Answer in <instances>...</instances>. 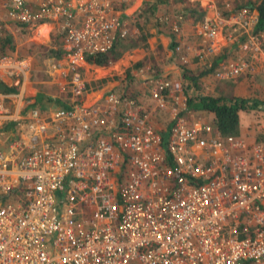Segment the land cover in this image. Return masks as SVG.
<instances>
[{
	"label": "built area",
	"instance_id": "1",
	"mask_svg": "<svg viewBox=\"0 0 264 264\" xmlns=\"http://www.w3.org/2000/svg\"><path fill=\"white\" fill-rule=\"evenodd\" d=\"M130 1L0 0V19L52 20L71 68L65 103L48 117L36 108L25 121L13 117L0 146V264H264V126L248 141L187 119L180 84L160 71L140 79L146 101L123 88L83 100L74 63L125 37ZM182 19L154 16L175 37ZM197 24L203 40L218 33L245 52L220 60L215 78L252 70L257 54L264 74V30L255 29L253 9ZM12 63L16 86L24 69ZM11 94L0 92V117ZM161 110L163 131L152 121Z\"/></svg>",
	"mask_w": 264,
	"mask_h": 264
},
{
	"label": "rangeland",
	"instance_id": "2",
	"mask_svg": "<svg viewBox=\"0 0 264 264\" xmlns=\"http://www.w3.org/2000/svg\"><path fill=\"white\" fill-rule=\"evenodd\" d=\"M132 3L133 0L130 1V5ZM159 4H166L172 9H177L183 3H181V0H172L169 3L160 1ZM233 4L234 3L230 2L229 7ZM166 5L163 6L164 9H167V7L165 8ZM140 6L141 5H139L136 10L134 6H130L127 9L129 12L124 16L127 33L125 37L119 41V47L125 46V48L116 59L109 61L106 65H96L92 62H86L84 59L81 61L77 60V63H74V68L79 72L80 76L87 84L88 92L91 90L93 91L92 98H98L96 97L98 95V90L101 94L102 91L109 87H113V89L117 90L122 89L124 86L132 87L137 84L135 83L138 78L136 77L137 75L151 73L154 70H160V72L171 81L174 79L175 81H172L173 83L181 85L178 69V66H181V64H179L177 60L181 59V55L184 57L186 55V57H188L183 50V48L186 50V45L196 50V58L205 55L201 59L197 58L200 60V64H194L193 61L183 62L186 67L192 69L194 72L209 67L214 63L215 56L223 53V47L226 46V44L221 38L216 36L212 39L211 43L207 40H203L201 35L196 34V30H198V27L195 26L196 21L187 18V24L182 29L180 37L182 41V50L180 49L179 52L174 54V59L171 62V56H168V46L165 39L157 35L152 28L155 13L143 11V8L140 9ZM0 17L3 18V16ZM1 20L3 23L6 21L8 24L4 25ZM4 20L5 19H0L2 24L1 31H6L12 35L14 49L6 55L0 56V58L10 56L9 58L14 59L18 64L20 63L23 69L28 72V82L25 84L28 85V87L25 85V88L23 87L24 92L22 91L20 95L21 104L25 103L27 100H31L32 98L28 95L36 92H42L62 100L66 95V80L68 79L71 68L69 67V58L63 53L61 48V54L57 57L52 56V53L48 51L49 47L54 48L58 45L57 33L55 32L56 28L54 27L55 23L52 22V20H47L43 23L48 25V27L45 28L42 24L35 23L21 26ZM208 45L210 47L209 50L206 49ZM189 54H191V52H189ZM190 56H192V54ZM194 59L195 58L192 57L190 60ZM53 63L54 66H52ZM172 69H176L177 71L174 77L171 76L172 72H175V70L172 71ZM165 72H169L170 74H165ZM50 76L54 79H50ZM230 78L232 79L222 81L215 78L213 73L205 74L202 81H204L209 92H204H211L215 95L234 94L253 99L255 98L257 100L261 99L264 95V76L257 73L254 68L246 74H237ZM60 79L61 81H55ZM3 82L6 84H13L12 82ZM61 85L63 89H60ZM26 111H28V109ZM199 113H205L207 118L210 117L209 113ZM154 114L156 116L153 125L158 127L162 126L163 123L158 120L164 116L163 113L161 114V112L158 111ZM238 114V132L247 137L256 136L259 133V125L262 123L264 124V111L252 107L246 110H240ZM262 126L264 125L260 127Z\"/></svg>",
	"mask_w": 264,
	"mask_h": 264
},
{
	"label": "crops",
	"instance_id": "3",
	"mask_svg": "<svg viewBox=\"0 0 264 264\" xmlns=\"http://www.w3.org/2000/svg\"><path fill=\"white\" fill-rule=\"evenodd\" d=\"M160 1H166V3H169L171 2L172 0H159L156 4H155V9H154V16L157 15V14H161V13H167L165 11H168V12H175L173 10H177L179 12H181L183 14V19L181 21V27H180V34H178L179 36H176V41L177 43L180 44V49L182 50V41H181V33H182V29L186 26L187 24V21L189 19V17H187L186 15V8L183 7L182 5H189L190 2H196L198 3L202 9L204 10V15L205 17H208L209 19H214L215 18V15L218 12L217 8H223L225 10H228V13L234 9H231L228 5H227V2L226 0H181V3H183L179 8L177 9H172L169 7V5H166V4H159ZM177 1V0H175ZM140 6V9L143 8V11H147V9H144L145 6H147V3H146V0H133V3L130 5H127L126 8H125V12L122 14L123 15V18L125 19L124 16H126V13H128L129 11H127V9L130 7V6H134V9H138V7ZM165 6V8L167 7V9H164L163 6ZM133 9V10H134ZM162 9V10H161ZM134 10V11H135ZM163 12H161V11ZM132 11V10H131ZM159 11V12H158ZM253 11L255 12V10L253 9ZM140 12V11H138ZM217 12V13H216ZM256 13V12H255ZM168 14H171V13H168ZM220 14V13H219ZM185 16V17H184ZM188 18V19H187ZM203 18V17H202ZM197 23L198 21L195 20ZM2 22V21H1ZM8 22V21H7ZM3 23V22H2ZM43 23H45V21L43 22H39L37 24H42L44 25ZM154 18H153V25H152V28H153V31L157 34V35H160L162 36L165 41H166V44L168 46V40H169V35H168V30L166 27L161 26L160 29L156 28L155 27V24H154ZM195 24V26L199 27V24ZM4 25L5 24H8L6 23V21L3 23ZM194 26V27H195ZM193 28V27H192ZM199 29V28H198ZM256 29V27H255ZM196 34L200 35L198 33V30H196ZM57 35V39H58V45L56 47H60V43H61V40L60 38L58 37V34ZM218 36L219 38H221L223 40V42L226 44V46L223 47V58H234L236 56H239V55H245V52L240 48V40L239 39H235V40H232V41H226L224 40L218 33H216L210 40L209 42L211 43L212 42V39L214 37ZM178 38H179V41H178ZM60 40V41H59ZM186 50L183 48V50L185 51V53L188 55V57H185L188 58L186 61L187 62H191L193 61L194 64H200V60L198 59H201L203 56L201 57H197L196 58V50L195 49H192L193 47H190L189 45H186ZM179 49V50H180ZM168 50V56L170 57V60L172 62V60L174 59V54L176 53V50H173V49H170V47L167 48ZM202 50V48H201ZM179 52V51H178ZM189 52H191L192 56H190L191 54H189ZM220 55V54H219ZM218 56V55H217ZM215 56V58L217 57ZM261 56L260 54H257V57L256 59L253 60V63H252V69L254 68L256 70L257 73H260L261 75L264 76V74L261 73V69H260V66H261ZM10 56H7V57H2L0 58V80L3 82V81H6L8 83L10 82H13L14 80V77H13V74L11 72V69H10V66L14 63H12V58H9ZM192 57H194L195 59L194 60H190ZM190 58V59H189ZM82 59H80L81 61ZM215 60V59H214ZM217 60V59H216ZM215 60V61H216ZM222 60V59H221ZM185 61V62H186ZM214 61V62H215ZM220 62V60H217L216 61V67L218 66V63ZM3 63V64H2ZM15 68H18V67H15ZM162 70V69H161ZM175 72H172V75L174 77V74H176V69H172V71ZM156 70L152 71L151 73H143V74H139L137 75L136 77L137 78V81L135 83L134 86H124L122 87L126 92L132 94V95H135L137 97H139V99H141L142 101H146V97H147V94L143 92V87L141 85V81L140 79L143 77V75H153L155 73ZM251 70H249V68L241 71L239 74H246L247 72H250ZM27 70H23L22 74H18L17 77L20 78V75H21V81L15 86L14 84H7V85H12V86H15V91H9V93H12L11 96L8 98V101H9V104H6L5 106V109H4V112H8L9 115H6L4 114L3 116L0 117V146H4L7 139H8V132L10 131V127L11 129H13V121L11 120L13 117H20V121H25V118L26 116H23V114L25 113V111L27 109H30V108H36L38 111H39V114L40 115H43L44 117H48L49 116V113L54 109V107L56 106H59V105H62L61 103L60 104H57V103H52L50 102L49 104L50 105H47L45 106L44 108H41V107H38V106H34V105H30L31 102L33 101V95L35 93H32V94H29L28 96L30 98H32L31 100H27L25 103L21 104V100H20V95H21V92L24 90V85L28 82V76H27ZM162 73V72H161ZM165 74H170L169 72H165ZM205 74H203L202 76L199 77V80H200V84H201V87H202V90L203 91H208V88L206 87V85L204 84V81H202V78ZM54 79L52 76H50V79ZM232 78H221L219 80H222V81H226V80H230ZM55 81H61L60 80H55ZM172 81H175L174 79H172ZM86 83V82H85ZM175 86L177 85V83H173ZM28 87V85H25ZM24 87V88H23ZM180 87V91L183 93V87H182V82H181V85H179ZM110 88H113V87H109V88H106V89H110ZM105 89V90H106ZM89 90L87 89L86 93L84 94V97H83V100L85 102H89V101H92L94 100V98H92L91 96L93 95V91L91 90L90 92H88ZM24 92V91H23ZM96 92V91H95ZM98 95H100V91L98 90L97 91ZM211 93V92H210ZM209 93V94H210ZM214 95V93H211ZM18 95V96H17ZM234 95V94H233ZM50 96V95H49ZM96 96V97H97ZM50 98L52 99H58L59 98H56L55 96H50ZM252 100H255L258 104L255 106L256 108H258L259 110H263L264 111V95L262 96L261 99L257 100V99H253L251 98ZM61 101L62 103L64 102L65 103V97L62 99V100H59ZM185 101H186V98H185ZM55 102V100L53 101ZM57 104V105H56ZM20 108V109H19ZM244 110V109H243ZM189 111H190V115H186L187 119L189 118H197V119H202V120H205V121H208L212 124H214V121H213V114L209 111H204V110H192L189 108ZM240 111V110H239ZM238 111V113H239ZM161 114L163 113L164 116H162L158 121L163 123L162 126L158 127V126H155L156 128L158 129H161V131L165 130L167 125H168V115H167V112L166 111H160ZM199 112H206V113H209L210 117L207 118L206 117V114L205 113H199ZM155 114L152 116V121L155 120ZM238 119H239V114H238ZM5 125H8L9 127H6L8 129H6L4 126ZM215 125V124H214ZM261 125H264L263 123L259 125V133L256 135V136H252V137H247L245 136L244 134H241L240 132H237V133H230V134H235V135H241L243 137H245L248 141H256L255 138H261V128L260 127ZM222 134H228V133H222ZM259 140V139H257Z\"/></svg>",
	"mask_w": 264,
	"mask_h": 264
},
{
	"label": "trees",
	"instance_id": "4",
	"mask_svg": "<svg viewBox=\"0 0 264 264\" xmlns=\"http://www.w3.org/2000/svg\"><path fill=\"white\" fill-rule=\"evenodd\" d=\"M159 0H146L147 6L144 9H147V12H154L155 4ZM188 2V0H187ZM227 5L229 6L230 2L234 3L230 6L231 9H236L238 7H247L250 9H254L256 12V30H264V0H226ZM186 8V16L191 18L192 20L200 21L204 15V10L202 7L196 2H190L189 5H183ZM220 14L226 15L228 10L223 8H217ZM167 13H173L168 12ZM179 12V11H175ZM181 13V12H179ZM182 14V13H181ZM183 15V14H182ZM160 26L159 23H155V26ZM21 26H27L21 25ZM43 27H48V25L44 24ZM160 29V28H158ZM2 30V24L0 22V56L6 55L14 49V40L10 33ZM168 47L173 49L176 41V37L172 34H169ZM118 40L112 49L109 50L107 54H83V59L86 62H92L96 65H106L109 61L116 59L121 52L124 50L125 46L119 47ZM49 53H52V56L57 57L60 53V47L48 48ZM223 53L218 55L215 60L223 59ZM214 60V61H215ZM216 60V61H217ZM181 66H178L179 75L182 82L183 93L186 98V104L188 108L192 110H204L209 111L213 114V121L216 127L219 129L221 133H237L239 129V119H238V111L246 110L252 107H255L258 103L255 100H252L249 97L238 96L233 94H209L202 90L199 77L203 74L213 73L214 68L216 67V62L211 64L209 67L199 70L197 72L192 71V69L185 66V63L181 62L179 59L177 60ZM160 71V70H156ZM86 88L87 84L85 83ZM15 86L7 85L6 83L0 80V92H9L15 91ZM88 89V88H87ZM55 100V102H53ZM50 102L62 104L58 99H52L48 94H44L42 92H36L33 96V101L30 105H34L35 107L44 108ZM56 104V105H57ZM9 127L8 125L4 126ZM8 129V128H6ZM259 139L258 137L255 140Z\"/></svg>",
	"mask_w": 264,
	"mask_h": 264
}]
</instances>
